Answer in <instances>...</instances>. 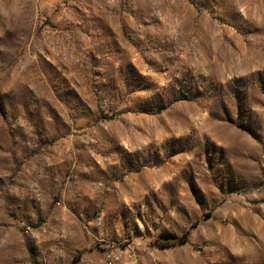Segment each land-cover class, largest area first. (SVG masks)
Returning <instances> with one entry per match:
<instances>
[{"label":"rangeland","instance_id":"1","mask_svg":"<svg viewBox=\"0 0 264 264\" xmlns=\"http://www.w3.org/2000/svg\"><path fill=\"white\" fill-rule=\"evenodd\" d=\"M72 263L264 264V0H0V264Z\"/></svg>","mask_w":264,"mask_h":264},{"label":"trees","instance_id":"2","mask_svg":"<svg viewBox=\"0 0 264 264\" xmlns=\"http://www.w3.org/2000/svg\"><path fill=\"white\" fill-rule=\"evenodd\" d=\"M186 240L185 234L182 235V237L179 239V242H184ZM75 264V263H72Z\"/></svg>","mask_w":264,"mask_h":264}]
</instances>
